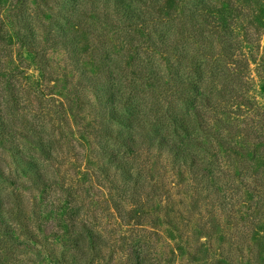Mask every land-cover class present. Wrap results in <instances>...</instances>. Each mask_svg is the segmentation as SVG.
I'll return each mask as SVG.
<instances>
[{"label":"rangeland","instance_id":"obj_1","mask_svg":"<svg viewBox=\"0 0 264 264\" xmlns=\"http://www.w3.org/2000/svg\"><path fill=\"white\" fill-rule=\"evenodd\" d=\"M164 1L176 15L187 7V0ZM210 1L227 13L226 28L220 16L213 24L200 21L208 38L203 44L175 25L188 43H180L189 51L183 60L187 72L194 74L198 55L244 76L242 97L205 113L211 134L196 130L205 144L197 155L209 170L200 166L207 174L202 186L209 189L201 192L194 183L198 177L168 155L153 153L148 161L145 155L139 162L152 180V193L130 199L120 216L121 201L100 174L107 164L93 138L95 93L78 67L93 74L103 50L122 58V35L106 25L111 22L102 7L90 14L91 29L81 19L65 22L77 37L78 59L72 62L61 43H46L51 30L57 33L52 24L64 11V0H0V191L9 195L0 212V264H75L73 257L87 264L72 249L75 232L84 226L113 245L93 264H131L135 250H141L145 264H264V195L242 188L243 182L264 185V0ZM29 26L47 50L50 67L44 77L17 40ZM154 53L166 72L179 60L176 53L166 59ZM38 135L52 138L51 157L39 150ZM14 144L44 165L50 177L45 185L14 164ZM230 184L241 192L234 207L224 209L223 190Z\"/></svg>","mask_w":264,"mask_h":264},{"label":"trees","instance_id":"obj_2","mask_svg":"<svg viewBox=\"0 0 264 264\" xmlns=\"http://www.w3.org/2000/svg\"><path fill=\"white\" fill-rule=\"evenodd\" d=\"M162 2L163 0H64V11L58 14L59 19L52 24L57 33L51 30V37L46 40V43L52 45L61 43L68 49L70 60L75 61L78 59L74 47L77 37L71 33L70 25L65 26V22L69 24L81 19L84 26L91 29L93 25L88 19L90 14L100 13L99 7L105 10L102 15L111 22H105L106 25L112 24L110 27L122 35V58H118V54L113 51L103 50L95 61L97 70L93 74H89L84 67H78L81 76L95 93L98 126L93 138L98 140L97 144L102 149L100 157L107 164L100 170V174L104 183L116 192L121 201L116 205L120 216L130 204V199L134 201L152 193V180L143 174L144 165L139 162L145 155L147 161L148 155L153 153L168 155L175 166L187 167L198 177L194 178V183L201 192L209 189V186H202L207 174L200 173V166L204 163L197 154L205 144L196 130L198 128L210 135L211 129L205 122V113L216 109L219 104L242 97L239 87L244 76L238 68H224L217 59L213 63H207L198 55L193 57L194 74L183 68L186 67L183 60L189 56V51L180 43H188L184 34L178 36L175 29L178 23V30L187 31L196 45H201L208 38L200 21L213 24L211 19L220 16V24L226 28L224 22L227 13L210 0H187V7L180 16L172 12L175 7H169V2ZM165 9L168 11H164ZM110 12L113 13L114 21L110 20ZM27 31L19 34L18 43L27 49L44 77L50 67L47 50L41 48L42 43L30 26ZM151 51L153 52L149 53ZM156 51L164 56L176 53L179 60L172 64L169 59L168 63L171 64L166 72L156 60ZM2 127L6 128L7 125L3 123ZM36 144L46 157H51L54 147L52 138L38 135ZM11 156L14 164L35 182L45 185L50 179L44 165L26 153L21 144L13 145ZM204 169L205 172L209 171L206 166ZM254 183L251 185L243 182L242 188L263 197V183ZM240 192L235 184L228 185L223 190L225 199L221 207H234L232 201ZM8 199V193L0 191V212L5 210ZM108 241L101 232L84 226L75 232L72 249L86 258L87 264H93L97 257L104 260L105 251L112 249L113 245ZM135 254L131 264H145L141 250H135ZM72 259L75 264H80L77 257Z\"/></svg>","mask_w":264,"mask_h":264}]
</instances>
